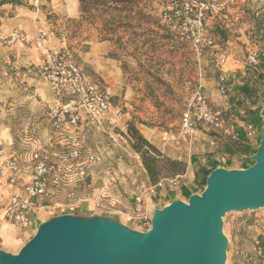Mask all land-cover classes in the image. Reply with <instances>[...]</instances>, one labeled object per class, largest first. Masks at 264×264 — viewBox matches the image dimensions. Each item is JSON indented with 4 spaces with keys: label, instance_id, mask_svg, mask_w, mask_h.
<instances>
[{
    "label": "rangeland",
    "instance_id": "obj_1",
    "mask_svg": "<svg viewBox=\"0 0 264 264\" xmlns=\"http://www.w3.org/2000/svg\"><path fill=\"white\" fill-rule=\"evenodd\" d=\"M10 1L16 3L7 4L12 6L11 11L15 13L23 8L40 11L39 16H42L48 29V47L75 62L83 73L109 93L114 105L128 114L129 122L135 125L138 133L160 151L162 177H176L170 173L172 169L168 160L171 159L166 157L168 149H178L177 160L185 163V171L180 176L186 174L187 168L197 170L203 165L210 170L220 167L231 170L243 169L240 168L243 161L248 165L252 164V148L256 138L244 142L248 151L241 153L240 157L231 156L233 145L221 139L216 140V147H211L208 139L212 135L204 129L197 132V142L191 148L186 144L165 145L162 141L165 133L177 130L181 114L198 85L201 84L206 90H216L215 82L220 68L214 63L215 53H206L199 64L185 37L160 24L158 0H140L142 15L136 14L137 8L123 13L112 11L105 15L104 8L99 7L96 12L90 11L83 17L77 10L78 0H40L38 11L31 6L29 0ZM239 2L245 15L240 16L237 8H230L215 30L217 54L225 55L223 70L229 71L226 74L228 92L222 95L217 91L221 102L209 100L215 110L228 118L238 122L242 120L245 126L253 124L259 138L264 124V75L262 68L253 69L249 66L248 52L258 50L259 59L264 63L261 57L264 52V0ZM121 6L124 7V4ZM76 10V14H68H73ZM96 42L103 44L104 48L102 55L99 52L92 60L103 61L107 79L112 80L111 85L84 65L85 54L91 52ZM37 80L43 82L39 77ZM17 89L23 97L20 104L26 110L31 99L33 100L35 87L28 86L27 82H20ZM0 91L5 90L1 88ZM2 94L0 122H9L17 140V135L21 132L35 128L30 124L45 119L44 111H34V116L26 111L20 118L15 117L8 101L13 96L3 98ZM224 103L225 106H222ZM14 121L17 122L16 126ZM90 147L102 155V162L92 169L88 185L77 188L82 198L88 200V204L73 207V213L101 214L80 210L84 211L87 207L88 210H100L96 207L98 201L95 195L102 188L112 196L108 206L122 212H129L130 207H133L134 195L142 194L149 198L151 191L154 193L152 202L156 204L155 209L167 205L173 199L181 198L179 200L187 202L189 196L181 193L171 194V199L167 197L165 202L159 201L158 191L152 188L141 159L129 142L116 145L104 136L92 139ZM200 185L198 182L186 183L184 190L200 194ZM57 204L46 210L45 220L52 215L62 214L60 199ZM131 224L127 222L128 226ZM136 226L139 227V224ZM222 232L227 239L225 264H264L263 246L260 244L264 242V209L226 214L222 218ZM7 233L12 236L15 232L9 229ZM34 233L35 229L24 231L19 246L28 242Z\"/></svg>",
    "mask_w": 264,
    "mask_h": 264
},
{
    "label": "built area",
    "instance_id": "obj_2",
    "mask_svg": "<svg viewBox=\"0 0 264 264\" xmlns=\"http://www.w3.org/2000/svg\"><path fill=\"white\" fill-rule=\"evenodd\" d=\"M37 11L40 0H29ZM159 22L171 31H176L188 41L195 59L200 64L206 53H214L217 46L216 26L230 8H237L240 16L245 15L239 0H158ZM17 9V7L15 8ZM47 38L40 32L33 42L36 50L42 52L40 72L45 83L52 89L55 105L49 109L48 117L52 139L59 150L52 153L46 150L31 151L27 159L17 160L5 155L0 166V185L8 188L6 196L0 193V204H4V218L23 229H36V213L57 206L70 210L75 205V192L78 187L88 185L94 166L101 164L102 155L93 152L85 144V134L89 127H96L116 145L128 143V128L123 110L113 105L104 90L86 78L80 67L59 51L44 46ZM27 37L14 29L4 40L7 48L16 44H27ZM248 64H260L259 51L249 50ZM214 63L220 68L217 90L225 95L228 91L227 76L223 67L225 58L214 55ZM200 129L213 136L209 142L216 147L217 139L230 144L255 139L256 128L247 124L243 129L238 123L215 110L198 85L181 114L176 131L165 133V145L179 146L182 141L191 140ZM180 177L161 178L153 189L177 188ZM142 204L141 198L135 199ZM152 213L145 211L134 215L141 231L150 228Z\"/></svg>",
    "mask_w": 264,
    "mask_h": 264
},
{
    "label": "water",
    "instance_id": "obj_3",
    "mask_svg": "<svg viewBox=\"0 0 264 264\" xmlns=\"http://www.w3.org/2000/svg\"><path fill=\"white\" fill-rule=\"evenodd\" d=\"M246 169L216 168L200 194L154 209L140 231L101 214L52 215L17 253L0 264H225L222 218L264 209V124Z\"/></svg>",
    "mask_w": 264,
    "mask_h": 264
},
{
    "label": "crops",
    "instance_id": "obj_4",
    "mask_svg": "<svg viewBox=\"0 0 264 264\" xmlns=\"http://www.w3.org/2000/svg\"><path fill=\"white\" fill-rule=\"evenodd\" d=\"M11 10H12L11 5L6 4L3 6H0V90L1 88H4L5 90V91H0V94L3 93L1 97L6 98V97L13 96V98L8 101L10 102L9 105L13 107V109H11V112L12 114H15V117L20 118L24 113H27V112L32 113L34 116L36 115L34 111H38V113L44 111L43 113L46 114L45 119H43L41 122H37V123L34 122V124H30L35 128L27 129L26 132H23V133L21 132L19 136L17 135V137L19 138L18 140L15 138L16 136L13 135L9 122H6V121L0 122V150L4 151L5 155L7 156L16 158L17 160H22V159H27L31 151H34V150L42 149V150H46L52 153L58 152L59 147L54 144V140L52 139V133H51L49 117H48L49 109L55 105L56 101L53 97L52 89L45 83V81L43 80L41 76L40 66L42 63V52L36 50L33 46V42L35 41L36 37L38 36L40 32H45V33L48 32L47 25L44 24V20L42 19V16H39L40 11L35 12L34 10L23 8L21 11H18V13H15ZM77 10L73 14H70L69 12L68 14L74 15L77 13ZM10 11L11 13H9ZM14 29L20 30L27 37L28 43L27 44H16L13 47L7 48L4 45L3 41L11 34V32ZM44 46L45 48L51 50L50 47H48V38H46L44 42ZM103 46H104L103 44H99L96 42V45L94 48H92L91 52L88 54H85L84 65L87 68H89L90 71L97 74L104 82L106 83L108 82L111 85L112 80L107 79L108 75H106V72H105L106 67L103 65V61L102 60L101 61L92 60V57L96 54H99V52H100V55H102V51L104 48ZM217 50L218 49L214 51L215 55H217L219 58H225L224 54L222 55L217 54ZM224 71L226 72V74L229 72L228 70H224ZM83 75L89 80H91L92 82H94L85 73H83ZM38 77L42 79L43 82L38 81L37 80ZM20 82H27L28 86L35 87L33 100L31 99L26 110H24L22 105L20 104L22 102L21 99L23 98L21 97L22 95L18 93L19 90L17 89V85ZM13 88L14 90H12ZM215 88L216 90H210V89L206 90L205 87L203 86V93L209 102L210 100L213 102L214 101L221 102L220 96L217 93L218 91L217 82H215ZM105 92L110 99L109 93L106 90ZM222 106H225V103ZM3 114H6V113H3ZM125 115H126V119H129L128 114L125 113ZM6 120L10 121L9 118H7ZM236 122L238 123L240 128L243 129L245 127V124L242 120H240L239 122L238 121ZM14 123L16 126L17 122L14 121ZM256 132H257V129H256ZM99 137H104V135L100 133L98 128L96 127L88 128L85 134V144L93 152H97V151H94L90 147V144H92V139H97ZM197 138H198V135L196 134L193 139L182 141L181 144H186L187 146H189V148H191V146L195 142H197ZM255 138H256L255 144H254V147L252 148L253 155L256 153V150L260 142V137L257 138V135H256ZM163 139L164 137L162 138V141ZM210 140H211V136L208 139V144ZM176 150L178 149H168L167 151L169 152L166 153V157L171 160L179 159L177 157L179 153H177ZM3 162H4V159L0 157V166L3 164ZM208 170H210V168L205 165L198 167L197 170L196 169L191 170L187 168L186 174L180 177V184L176 189H171L169 187H166L163 190H157L158 192L155 190L157 193H159V196H160L159 201L165 202V199L171 196V194L173 193L174 194L181 193V195L185 194L188 196L192 195L193 193H196V192H188L184 190V186L186 185V183L192 184L196 181L198 183H202L203 180L206 179L208 176L207 175ZM8 191H9L8 188H5L2 185H0L1 194L6 196ZM153 194H154L153 191H151L149 198H147V196H144L142 194L134 195L133 207H130L129 212H122L119 210L111 209L108 206L111 202L110 198L112 196L108 192V190H106L105 188H102L99 191H97L95 195L98 201V204L96 203V207L99 208L100 210H97V211L88 210V207L87 208L85 207L87 210L86 209H85L86 211L80 210V212H94V213L105 214V215H108V217L124 225H127V222H131L135 226L131 224V226L129 227L136 229V230H141L140 226L139 227L136 226L138 223L135 221L134 215L142 211H145L147 213L153 212V210L156 207V204L152 202ZM136 198L142 199L141 205L138 206L135 204ZM169 198L171 199V197ZM174 198H176V196H174ZM178 199H181V198H178ZM75 200L76 202H75L74 207L77 205L81 206V204H84V203L88 204V200L86 199L84 200L82 198V195L79 190L75 192ZM60 201L62 203L60 206H63L64 201L61 199ZM90 206L92 207V205ZM3 211H4V204H0V249L7 253L15 254L21 248V246H19V242L21 241L20 239L22 238L24 231H27L28 229H23L22 227L13 225L9 221H7L4 218ZM68 211L70 210L61 209L60 213H67ZM45 212L46 210L37 211L36 213L37 221L45 220L44 219ZM9 229H12V232H15L12 236H9V234L7 233ZM17 231L18 233H16Z\"/></svg>",
    "mask_w": 264,
    "mask_h": 264
},
{
    "label": "trees",
    "instance_id": "obj_5",
    "mask_svg": "<svg viewBox=\"0 0 264 264\" xmlns=\"http://www.w3.org/2000/svg\"><path fill=\"white\" fill-rule=\"evenodd\" d=\"M6 4L15 5L16 3L10 0L0 1V6L6 5ZM122 4H124V7L121 6ZM126 4H127V7H126ZM139 6H140V0H78V11L82 17L86 14H89L90 11L96 12L99 7L104 8L103 12L105 15L109 14V12H112V11H115V12L117 11L121 13L128 12V11L130 12L134 8L135 9L137 8L136 14L142 15V9H140ZM259 57H260V53H259ZM261 57H263L264 59V52L261 54ZM252 68L253 69L262 68V74L264 75V63L263 62L260 61V64L257 67H252ZM221 114L224 115L223 113ZM127 128H128V142L130 143L132 149L139 155L141 162H142V166L149 179V182L152 185H155L161 178H163L161 174V168L159 166V162H160L159 157H161L162 155L156 147H154L151 143L145 140L138 133L137 129L135 128V125L133 123H130L129 120L127 122ZM232 145H233V149L230 150L231 156L236 155L240 157L241 153H244V151H248L247 146L243 145L242 143H237V144H232ZM168 162H169L170 168L172 169V171L170 172L172 176H180L181 174L184 173L185 163L183 161L168 160ZM241 165L242 166L240 168H243V169H246L249 166H251V165L246 164V161H243ZM212 170H208L207 175H209ZM199 184H201L200 186L202 187V191H203L205 187V179L203 180L202 183H199ZM260 244L261 246H263L262 251L264 253V242H261Z\"/></svg>",
    "mask_w": 264,
    "mask_h": 264
}]
</instances>
